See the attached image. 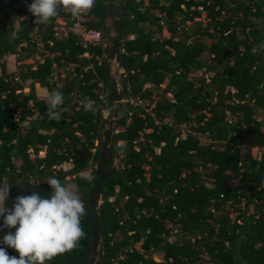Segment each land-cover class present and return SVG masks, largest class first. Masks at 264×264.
<instances>
[{
  "label": "trees",
  "instance_id": "trees-1",
  "mask_svg": "<svg viewBox=\"0 0 264 264\" xmlns=\"http://www.w3.org/2000/svg\"><path fill=\"white\" fill-rule=\"evenodd\" d=\"M31 2L0 0V187L12 186V208L19 195L48 197L49 177L78 185L86 237L46 264H83L92 182L82 177L94 176L114 100L101 43L53 37L54 21L70 13L37 24ZM119 2L96 0L80 23L109 43L108 11ZM116 45L117 83L132 103L123 104L103 176L104 264H264V0H124ZM53 90L65 96L59 122L44 117ZM86 97L95 115L81 107ZM247 143L262 150L259 160L240 153ZM9 231L0 228V247L18 258L2 243Z\"/></svg>",
  "mask_w": 264,
  "mask_h": 264
},
{
  "label": "clouds",
  "instance_id": "clouds-1",
  "mask_svg": "<svg viewBox=\"0 0 264 264\" xmlns=\"http://www.w3.org/2000/svg\"><path fill=\"white\" fill-rule=\"evenodd\" d=\"M95 4L96 0H32L28 11L35 17L34 23L48 24L60 10L79 18L90 12ZM45 99L44 117L49 121H61L64 118L63 92L53 90ZM80 104L85 112L93 115L99 111V106L90 98L86 97ZM107 111L111 112V109ZM117 147L119 154L124 155L127 142ZM82 178L88 182L94 179L91 174ZM46 183L51 189L48 197H42L36 191L27 196L19 195L12 208L6 206L12 186L5 182L0 187V216L3 217L0 228H15V232L9 231L3 236L2 243L18 253V258L9 256L6 248L0 247V264H46L54 257L78 248L86 237L81 219L87 214V209L79 195L78 185L63 183L53 177H49Z\"/></svg>",
  "mask_w": 264,
  "mask_h": 264
},
{
  "label": "water",
  "instance_id": "water-1",
  "mask_svg": "<svg viewBox=\"0 0 264 264\" xmlns=\"http://www.w3.org/2000/svg\"><path fill=\"white\" fill-rule=\"evenodd\" d=\"M124 0H120L117 9L108 16H111L112 39L107 43L104 39V30L102 31L101 45L103 47L102 63L105 75L113 95V110L108 116L106 123L103 125L98 146V155L94 171V179L87 198L88 220L90 227V242L87 255L83 264H94L98 251L100 250V262L104 264V240L102 235L101 224L98 215L100 205L103 176L106 169L109 143L118 124V120L123 113L122 94L117 83V45L116 35L118 34V20L123 9Z\"/></svg>",
  "mask_w": 264,
  "mask_h": 264
},
{
  "label": "built area",
  "instance_id": "built-area-1",
  "mask_svg": "<svg viewBox=\"0 0 264 264\" xmlns=\"http://www.w3.org/2000/svg\"><path fill=\"white\" fill-rule=\"evenodd\" d=\"M198 9L200 10V8H198ZM22 20H23V17L19 18L18 22L22 21ZM51 31H52V36L56 37V38H66L68 35H74L80 39V43L83 45L88 44V43H99V42L101 43V39H102V33H99V32L94 31V30H89L82 23H80V17L74 18V17L70 16L69 21L56 19L54 21L52 28H51ZM130 38H132V37H129V39ZM35 44L38 45V41H36ZM82 57L87 58V59L90 58L89 55H87L86 53L82 54ZM36 59H38V58H36ZM95 60H96V65L99 66L100 65V59L95 58ZM91 66L92 65H89L88 67H86V69H91ZM65 71H68L69 73L73 74L72 66L67 65L65 68ZM57 72L59 73L60 77H62V75H63L62 69L57 70ZM117 72H118V76L119 75L124 76V72L122 70H118V68H117ZM118 76H117V79H118ZM97 87L101 89V92H104L100 82L97 83ZM231 92L233 93L232 90H231ZM233 102L235 104L239 103V101H237V100H233ZM125 103L131 104L132 101L123 99L122 104H125ZM113 104H114V102H113ZM239 151L242 154L249 155L250 158L253 160H259L261 153H262V150L260 148L250 146L249 143L241 145L239 147ZM112 164L116 170L122 169V165H121V163H119L118 159H114Z\"/></svg>",
  "mask_w": 264,
  "mask_h": 264
},
{
  "label": "rangeland",
  "instance_id": "rangeland-1",
  "mask_svg": "<svg viewBox=\"0 0 264 264\" xmlns=\"http://www.w3.org/2000/svg\"><path fill=\"white\" fill-rule=\"evenodd\" d=\"M198 10H199V9H198ZM202 16H203V15H202ZM201 21H203V17L201 18ZM205 42H206V43H209L208 40H205ZM113 105H114V104H113ZM104 116H105V115H104ZM257 118H258V119H261V116H258ZM154 259L157 260V259H158V255H155V256H154Z\"/></svg>",
  "mask_w": 264,
  "mask_h": 264
},
{
  "label": "crops",
  "instance_id": "crops-1",
  "mask_svg": "<svg viewBox=\"0 0 264 264\" xmlns=\"http://www.w3.org/2000/svg\"><path fill=\"white\" fill-rule=\"evenodd\" d=\"M39 94L41 95V94H43L42 92H39Z\"/></svg>",
  "mask_w": 264,
  "mask_h": 264
}]
</instances>
